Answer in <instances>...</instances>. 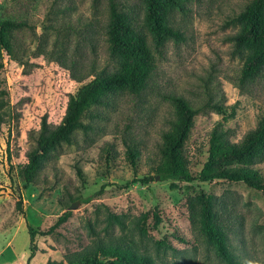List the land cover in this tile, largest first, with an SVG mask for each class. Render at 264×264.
<instances>
[{
    "label": "rangeland",
    "instance_id": "obj_1",
    "mask_svg": "<svg viewBox=\"0 0 264 264\" xmlns=\"http://www.w3.org/2000/svg\"><path fill=\"white\" fill-rule=\"evenodd\" d=\"M54 1L0 0V20L25 19L33 26L30 31L12 33L9 51L0 52V264H26V226L40 231L53 228L49 235L35 238L37 252L27 264L65 262L68 255L97 240L129 247L150 257L153 264H230L217 255L200 230L195 213L201 198L210 200L216 221L225 231L231 264H264L261 193L223 181L180 182L177 189L169 190V181L155 180L153 174L159 133L172 117L163 99L167 94L183 97L196 109L205 100V87L223 100L224 115L204 109L194 117L185 143L191 173L205 161L207 136L214 127L230 142H238L264 114V76L240 85L241 61L230 54L226 41L236 31L232 18L248 0L184 2L183 11L173 12L169 20L182 39L163 44L151 90L139 100H118L107 120L96 122L98 130L88 133L90 141L83 142L78 132L73 145L64 146L56 159L25 181L26 132L37 130L42 116L57 124L69 95L90 81L77 84L67 71L46 62L54 38L52 27L60 24ZM71 1L75 10L70 18L75 14L96 17L93 43L96 60L103 65L106 0H96L95 6L92 0ZM117 1L141 18L140 0ZM71 42V46L76 43ZM79 45V57L89 61L86 46ZM124 134L139 151L134 165L125 156ZM252 168L264 182V160ZM148 176L153 179L146 185H128L132 179ZM17 193L21 196L19 212L14 208ZM73 203L75 209L68 210ZM66 212V218L56 225ZM110 215L117 216L121 224L111 221ZM154 215L159 219L156 225Z\"/></svg>",
    "mask_w": 264,
    "mask_h": 264
},
{
    "label": "trees",
    "instance_id": "obj_2",
    "mask_svg": "<svg viewBox=\"0 0 264 264\" xmlns=\"http://www.w3.org/2000/svg\"><path fill=\"white\" fill-rule=\"evenodd\" d=\"M188 0H140L139 15L127 9L117 0H106L103 21V41L106 63L97 62L93 40V30L97 25L96 17L83 18L75 14L71 0H55L56 14L60 24L52 27L54 35L46 52V62L53 63L67 71L71 81L81 84L69 95L64 113L57 124L47 122L45 116L39 121L37 130L26 132L28 142L24 153V180L30 175L40 173L47 163L56 159L64 146L75 143L78 132L83 142L90 141L88 133L98 130L96 122L107 120V114L116 108L118 100L124 98L141 99L147 90H151L154 74L158 66L163 44L167 40L180 41L181 34L170 25L173 12L184 9ZM96 0H92L95 6ZM236 31L227 36L230 54L241 61L239 84L254 82L264 76V0H248L243 8L232 18ZM28 20H0V52L9 51V38L14 32L32 30ZM71 40L76 43L71 46ZM71 42V43H70ZM80 43L84 44L91 56L89 61L79 57ZM215 91V90H214ZM205 100L196 109L181 96L173 93L163 97L172 109L171 120H165L166 129L159 133L160 144L157 150V162L153 174L158 181H169V190L177 189L176 183H209L223 181L240 183L261 193L264 197V182L252 167L264 160V114L256 127L246 132L238 142H230L220 128L214 127L207 136L206 159L196 173L187 167L185 143L193 127V120L199 110L208 109L217 115H224L222 98L212 95L208 87L204 88ZM86 120V122H84ZM2 115L0 114V125ZM127 128V127H126ZM101 130V129H100ZM127 132V131H126ZM125 132V134H126ZM124 134V135H125ZM123 138L125 156L131 165L139 157L136 145L126 135ZM109 152V150H106ZM153 177L132 179L128 185L140 183L146 185ZM195 213L201 232L214 246L217 255L231 264V254L227 248L226 234L218 221L216 212L208 199H199ZM193 209V204H189ZM14 208L21 211V196L17 193ZM68 213H63L56 221L62 222ZM154 225L159 222L156 215ZM110 220L120 225L119 218L110 215ZM52 227L45 231L26 226L29 240V254L26 264L37 252L36 237L47 236ZM45 264H153L150 257L142 255L129 247L113 243L94 241L83 251L72 253L63 261L47 260Z\"/></svg>",
    "mask_w": 264,
    "mask_h": 264
},
{
    "label": "water",
    "instance_id": "obj_3",
    "mask_svg": "<svg viewBox=\"0 0 264 264\" xmlns=\"http://www.w3.org/2000/svg\"><path fill=\"white\" fill-rule=\"evenodd\" d=\"M155 180H157V177H155ZM76 203H73L72 205L69 206L68 210L75 209Z\"/></svg>",
    "mask_w": 264,
    "mask_h": 264
}]
</instances>
